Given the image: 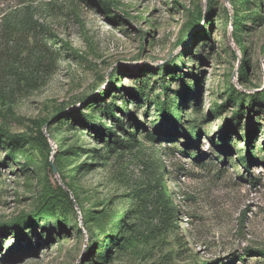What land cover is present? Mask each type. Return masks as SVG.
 <instances>
[{
  "label": "rangeland",
  "instance_id": "374dc122",
  "mask_svg": "<svg viewBox=\"0 0 264 264\" xmlns=\"http://www.w3.org/2000/svg\"><path fill=\"white\" fill-rule=\"evenodd\" d=\"M35 1L69 47L0 88V264H264V0Z\"/></svg>",
  "mask_w": 264,
  "mask_h": 264
},
{
  "label": "trees",
  "instance_id": "16d2710c",
  "mask_svg": "<svg viewBox=\"0 0 264 264\" xmlns=\"http://www.w3.org/2000/svg\"><path fill=\"white\" fill-rule=\"evenodd\" d=\"M53 16L55 15L36 4L35 0H21L16 5L0 8V88L22 83L27 87L49 77L55 71L61 52L67 50L69 41L61 37L57 31L56 27L59 25L52 20ZM236 25V16H233L232 26L236 27ZM243 73L241 71L242 75ZM163 88L168 95L170 92L168 84L164 83ZM123 103L127 104V101L124 99ZM111 109L113 110L112 106L107 108L108 111ZM171 113L176 120H182L181 111L174 110ZM120 114L128 118L130 123L132 122L131 112L123 111ZM236 115L240 116V111ZM99 117L102 118V115ZM111 121L118 128H122L123 119H118L116 113L112 114ZM46 124L47 122H38L40 129ZM0 131L9 141H19L24 138L22 135H11L4 129ZM95 134L98 137L102 135L98 132ZM161 157L162 154L159 152V158ZM67 188L72 191L71 187L67 186ZM59 189L68 196L62 187ZM74 199L78 203L76 196ZM160 200L165 202L163 193ZM21 231L20 227L18 232ZM5 233L7 231L0 230V234ZM257 253L264 256V252L257 251Z\"/></svg>",
  "mask_w": 264,
  "mask_h": 264
}]
</instances>
